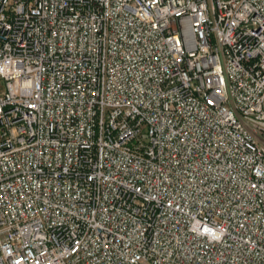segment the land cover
<instances>
[{"label": "built area", "instance_id": "obj_1", "mask_svg": "<svg viewBox=\"0 0 264 264\" xmlns=\"http://www.w3.org/2000/svg\"><path fill=\"white\" fill-rule=\"evenodd\" d=\"M0 264H264V0H0Z\"/></svg>", "mask_w": 264, "mask_h": 264}]
</instances>
